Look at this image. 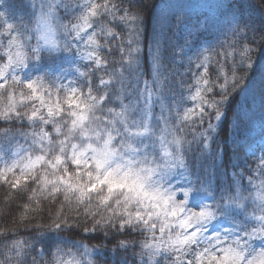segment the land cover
<instances>
[{
    "label": "snow or ice",
    "instance_id": "snow-or-ice-1",
    "mask_svg": "<svg viewBox=\"0 0 264 264\" xmlns=\"http://www.w3.org/2000/svg\"><path fill=\"white\" fill-rule=\"evenodd\" d=\"M3 5L0 264H264V19L192 25L181 4L173 28L152 23L154 0ZM257 96L260 154L233 140L220 188L196 161L223 156Z\"/></svg>",
    "mask_w": 264,
    "mask_h": 264
},
{
    "label": "trees",
    "instance_id": "trees-1",
    "mask_svg": "<svg viewBox=\"0 0 264 264\" xmlns=\"http://www.w3.org/2000/svg\"><path fill=\"white\" fill-rule=\"evenodd\" d=\"M25 2L26 0H4L3 6L9 9L11 16L24 14L26 18L28 10L22 6ZM254 3L255 0H154V8L151 11V16L153 18L152 23H155V18L157 16L172 19V9L170 6L183 4L195 6L184 9V12L190 17L192 25L202 23L207 17L213 21H219L220 26L223 27L226 26L227 21L230 19V10L239 11L240 9H243L246 15L251 16L256 23L259 24L264 17L252 8ZM221 5H225V8L221 9ZM172 24L173 28H175L174 19H172ZM167 35H172V33L169 32ZM209 39H211V37H209ZM174 41L182 44L184 38L176 36ZM180 67L182 68L183 66L181 65ZM172 70L175 71L176 69L173 68ZM241 103H243V99H241ZM249 104L257 114L254 118V122L247 127H242L239 136L235 135V129H232L233 134L230 135L228 143L222 146L225 148L223 156L221 157L219 149H216L213 154H205L196 161L198 167H195L194 171L200 172L202 178L211 180L214 185H218L220 188L228 186L231 180V164L236 162V158L232 155L233 140L243 144L245 151H247L249 145H251V148L256 151V154H260L259 149L262 138L259 126V97H256L255 102L250 99ZM6 192L7 189L0 186V215H5L9 211L4 203ZM18 203H20V201L15 200L11 205L13 215L19 212V209L16 207ZM0 226H3L2 221H0ZM121 255L124 254L122 253ZM127 258L128 264H132L134 258L131 252L127 254Z\"/></svg>",
    "mask_w": 264,
    "mask_h": 264
},
{
    "label": "rangeland",
    "instance_id": "rangeland-1",
    "mask_svg": "<svg viewBox=\"0 0 264 264\" xmlns=\"http://www.w3.org/2000/svg\"><path fill=\"white\" fill-rule=\"evenodd\" d=\"M225 8V5H221V9H224Z\"/></svg>",
    "mask_w": 264,
    "mask_h": 264
}]
</instances>
